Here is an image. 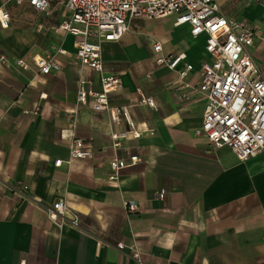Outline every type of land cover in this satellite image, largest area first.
<instances>
[{
  "label": "crops",
  "instance_id": "0c3cea01",
  "mask_svg": "<svg viewBox=\"0 0 264 264\" xmlns=\"http://www.w3.org/2000/svg\"><path fill=\"white\" fill-rule=\"evenodd\" d=\"M216 1L228 18L255 31L250 53L264 74V0ZM2 4L10 23L0 27V53L30 67L0 66V264H134L128 246L141 264H264V149L241 161L226 146L211 147L195 134L203 96H183L198 85L208 58L204 34L191 36L171 14L133 18L120 39L103 42L104 71L121 80L110 102L128 105L142 129L115 149L110 135L124 130L126 120L78 102L79 80L99 90L100 75L73 61L76 38L58 28L63 7L54 4L44 15L26 3ZM179 53L185 57L177 69L192 64L184 88L177 69L155 61ZM34 55L51 56L60 68L39 73ZM141 95L156 107L140 104ZM72 137L91 138V157H70ZM131 153L141 160L109 179L111 158ZM31 182L29 198L47 205L63 196L80 228L58 226L16 191ZM126 199L141 210L127 211Z\"/></svg>",
  "mask_w": 264,
  "mask_h": 264
},
{
  "label": "built area",
  "instance_id": "2783aa9c",
  "mask_svg": "<svg viewBox=\"0 0 264 264\" xmlns=\"http://www.w3.org/2000/svg\"><path fill=\"white\" fill-rule=\"evenodd\" d=\"M17 4L26 3L33 10L48 14L54 4L63 7V18L58 28L76 38L72 59L83 67L98 71L100 89L92 87L90 79L79 80L76 95L81 104H88L93 110L107 111L114 121L123 116L126 128L110 135L113 148H120L129 137L138 138L142 129L131 118L128 105H112L110 92L121 85L120 77L104 71L102 44L105 41L118 40L129 30L130 21L137 17H164L175 14V24H187L191 36L204 34L205 58L199 67L198 85L183 93L189 98L192 92L200 93L204 98L203 117L195 134L204 136L211 147H228L235 156L247 160L264 149V74L254 61L250 47L255 31L245 23L228 18L216 0H14ZM10 23V13L6 4L0 5V27ZM160 42L153 44V50L160 52ZM64 52L63 49L60 50ZM184 53L158 56L157 64H165L169 69H177L183 61ZM15 64L21 69H29L30 63L24 58H13L0 53V66ZM37 71L47 74L60 68L59 62L48 55H34L31 62ZM192 69L186 64L177 69L180 87H187L182 80ZM140 104L151 108L156 102L151 96L141 95ZM71 158H87L92 155L91 138L88 140L72 137L69 143ZM141 160L135 153L114 156L109 161L108 178L115 180L119 169L133 165ZM61 159L54 161L60 165ZM35 182L20 184L16 191L35 202L45 214L58 226L80 228L77 214H67L68 206L63 196L50 204H41L27 194L34 191ZM162 199L165 190L156 192ZM129 212H138L140 205L133 199L123 201ZM123 250L125 245L117 243ZM134 264H141L138 250L128 246Z\"/></svg>",
  "mask_w": 264,
  "mask_h": 264
}]
</instances>
